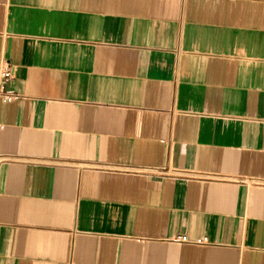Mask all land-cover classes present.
I'll return each mask as SVG.
<instances>
[{"label": "crops", "instance_id": "obj_1", "mask_svg": "<svg viewBox=\"0 0 264 264\" xmlns=\"http://www.w3.org/2000/svg\"><path fill=\"white\" fill-rule=\"evenodd\" d=\"M0 264H264V0H0Z\"/></svg>", "mask_w": 264, "mask_h": 264}, {"label": "built area", "instance_id": "obj_2", "mask_svg": "<svg viewBox=\"0 0 264 264\" xmlns=\"http://www.w3.org/2000/svg\"><path fill=\"white\" fill-rule=\"evenodd\" d=\"M14 74V67L10 62H4L3 69L1 73L2 77V84L5 83L6 80L13 77ZM16 98L13 94H5L4 99L7 101H11L12 99ZM176 242H183V243H194V244H203L206 243L208 240L207 238H197V239H191L187 235H180L173 239Z\"/></svg>", "mask_w": 264, "mask_h": 264}]
</instances>
